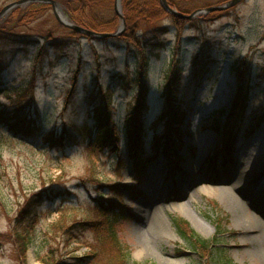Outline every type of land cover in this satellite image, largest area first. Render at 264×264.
<instances>
[{
  "label": "rangeland",
  "instance_id": "rangeland-1",
  "mask_svg": "<svg viewBox=\"0 0 264 264\" xmlns=\"http://www.w3.org/2000/svg\"><path fill=\"white\" fill-rule=\"evenodd\" d=\"M17 1L20 0H0V11ZM57 1L62 3V0ZM222 1L192 0L186 9L221 6L231 0ZM29 5L21 9H31ZM73 6L79 8L78 4ZM32 10L41 12L24 17L17 27L18 33L41 41H44L42 36L47 39L64 37L51 7L37 4ZM110 12L106 10L108 15ZM219 13L194 18L179 37L171 18L160 20L145 30L149 31L147 36H153V28H157L165 41V47L152 55L148 70L150 96L145 120L149 147L146 158L151 156L150 142L154 132H161L164 127L157 121L165 108L166 81L173 60L183 71L181 91L187 103L183 125L186 135L181 151L183 164L174 180L171 165L161 156L137 177L130 161H126L125 170H120L118 154L105 150L91 157L85 148L93 130L87 99L99 86L114 85V119L123 128L140 91L135 82L139 78L141 53L138 49H130L121 42L117 45L85 37L79 42L71 41L60 51L50 50L44 64L34 70V47L16 52L0 43L3 84L0 108L17 110L23 106L44 132L61 134L68 128L76 141L64 149H53L41 140L16 138L0 127V264H32L33 261L43 264L41 258L48 252L51 224L64 214L69 222L85 216L88 210H94L99 193L122 204L117 208L126 219L117 222L113 229L128 251L130 264H205L204 259L187 248L173 224L174 218H183L191 225L185 214L201 232L191 225L195 231L205 239H214L216 248L224 251L232 264H264V166L260 157L264 154V0H244ZM202 51L216 64L214 72L205 77L197 89L189 80L195 68L192 59ZM238 62H245L243 68L251 72L248 120L236 139L229 161L219 156L217 168L213 169L210 157L216 155L224 141L221 133L209 127L223 112L231 109L236 100L238 78L233 66ZM74 84L76 88L67 103ZM21 91L23 95H18ZM87 123L89 128L85 127ZM241 161L262 165L255 169L251 193L240 199L250 218L261 222L259 226L252 225L243 214H237L216 191L221 187L232 191L237 177L250 171L237 167ZM92 165L95 170L88 171ZM96 174L100 184L89 179ZM84 177L86 181L81 179ZM117 183L129 187L120 197H115L109 187ZM134 187L137 189L133 190ZM44 190L63 196L46 199L38 205V217L31 232L33 245L24 262L7 236L26 197ZM253 227L257 231L249 235L247 231ZM78 237V242L73 243V248L77 247L75 251L65 248L63 239L58 238L59 257L67 262L64 264H77L72 257L80 259L90 254L95 243L93 232L84 230L78 232Z\"/></svg>",
  "mask_w": 264,
  "mask_h": 264
},
{
  "label": "trees",
  "instance_id": "trees-1",
  "mask_svg": "<svg viewBox=\"0 0 264 264\" xmlns=\"http://www.w3.org/2000/svg\"><path fill=\"white\" fill-rule=\"evenodd\" d=\"M116 0H62V5L66 8V13L70 20L76 25H81L86 29L93 30L101 33H116L121 26V19L115 13ZM228 0H224V3ZM123 12L126 22V29L120 36L110 38H94L91 39L113 42L114 44L124 43L126 46L136 48L141 53L138 61L139 78L135 81L138 83L140 91L138 92L137 99L134 102V107L129 111L125 120L124 126L121 128L114 119L115 105H114V92L115 87L109 86L104 88L99 86L96 90L92 91L87 99L88 105L91 110L89 113L91 127L93 130L90 134V141L86 145L87 153L92 157L96 152L104 153L105 150L110 151L112 154H118V165L120 170L126 169V161L131 162L135 175L144 173L147 167L155 162L160 156L165 158L168 164L171 165V174L173 176L180 169L183 164L184 157L181 151L184 149V137L186 133L183 131V125L186 118L187 103L184 101V92L181 89L184 87L183 71L179 68L178 62L173 60L170 68V74L167 77V84L165 90V108L162 115L158 118L157 124H164L161 132H154L152 141L150 142L151 156L146 158V150L149 147V134L146 124V116L149 111V96L150 89L148 83V70L152 55L162 50L165 47V41L157 28H153L154 35L147 36L149 31L148 27L154 25L160 20L172 19L176 30H178L177 37L181 31L191 24L193 19H178L169 15L164 10L160 0H122ZM169 4L186 15H191L193 11L199 8H192L190 11L187 5L192 0H168ZM73 4H78L79 8L74 9ZM37 4H31V9L22 10L21 7L17 8L11 15L0 24V43H3L16 52L28 51L30 47H34L36 52L33 58V67L44 64L45 59L49 56L50 50L60 51L69 46L70 42H79L80 39L87 36L78 34L75 31L68 29L64 26L60 28L64 31V37L59 36L53 38L52 36L47 39L41 37L44 41L36 40L27 35L18 33L16 30L24 17H30L40 13V10H32ZM44 8L51 7L48 4H41ZM186 6V7H185ZM52 8V7H51ZM111 10V14H107L106 10ZM194 11V12H195ZM191 12V13H190ZM219 12H213L210 16H216ZM167 34V31H164ZM164 34V35H165ZM87 37V38H89ZM200 52L193 57V64L195 66L194 73L189 80V84L197 85V89L201 86L204 78L212 74L215 70V60L203 55ZM2 54L0 53V56ZM0 66L2 63L0 61ZM245 62L236 63L233 66L234 73L238 78L237 94L235 102L228 113L223 114L215 119V124L209 127L215 132H221L224 143L218 147V152L213 157H210L212 168H217L219 156L224 157V161L228 162L233 149L236 145V139L243 131V127L247 122L248 105L250 101V94L252 91V79L250 78V70L243 68ZM76 78L74 82H76ZM0 80V87H2ZM69 93L67 103L72 97L76 84L72 86ZM24 90V89H22ZM27 92V89L24 90ZM18 95H23V91L17 92ZM17 110H11L8 107L2 106L0 108V127L5 128L16 138L21 140H41L50 145L53 149H64L67 146L75 144V138L70 133L68 128H64L61 134L56 131L44 132L38 121L32 116L30 112L24 110L22 106ZM227 114V116H226ZM226 116V121L221 119ZM86 128L88 127L85 125ZM155 130V129H154ZM89 167L88 171L95 170ZM85 180L87 178H81ZM91 181L101 183L96 175L89 178ZM114 191L115 197H120L129 187L121 183L111 184L109 186ZM134 187L133 190H136ZM62 193L44 190L41 192L33 193L27 196L24 203L20 205L16 216L12 221L11 232L9 239L16 246L18 254L23 257L26 262L28 252L33 245V222L38 217V205L46 199L48 201L60 198ZM97 205L94 210H88L85 216L75 218L69 222L66 214H64L57 222L51 224V233H49V248L46 256L41 258L43 264H64L66 260L59 257V243L58 238H62L65 248H72V251L77 250L73 248V243L78 242V232L84 230L92 231L94 234L95 243L92 244L90 254L79 259V257H72L77 264H130L128 259V251L124 247L119 233L113 226L126 219L119 214L118 206L121 203L116 202L113 198H105L102 193L96 197ZM173 224L176 226L178 235L185 241V245L191 251L193 250L199 255L205 264H232L227 258V254L221 249L216 248L214 239L208 240L199 235L195 229L188 224L183 218H174Z\"/></svg>",
  "mask_w": 264,
  "mask_h": 264
},
{
  "label": "water",
  "instance_id": "water-1",
  "mask_svg": "<svg viewBox=\"0 0 264 264\" xmlns=\"http://www.w3.org/2000/svg\"><path fill=\"white\" fill-rule=\"evenodd\" d=\"M162 3V6L164 10L169 15H172L175 18L181 19H188L191 20L193 18H196L198 16H201V14H211L213 12H221L225 10L232 9L233 7L241 4L244 0H231L225 4H222L221 6H211L209 8H201L200 10H196L195 12L191 13V15H186L182 12H179L177 9H175L173 6H171L168 2V0H160ZM115 13H117L118 17L121 19V26L119 27V30L116 33H101V32H95L93 30H88L81 25H76L73 23L68 15L64 12V7L61 5L62 3L58 2L57 0H20L14 3H11L7 6H5L1 11H0V24L6 20V17L10 15L12 11L15 9L26 6L29 4H48L52 7L54 16L56 17V20L61 26H64L68 29H71L75 31L76 33H80L82 35H85L87 37H94V38H110L120 36L124 30L126 29V22L124 18V12H123V2L122 0H116L115 1Z\"/></svg>",
  "mask_w": 264,
  "mask_h": 264
},
{
  "label": "bare ground",
  "instance_id": "bare-ground-1",
  "mask_svg": "<svg viewBox=\"0 0 264 264\" xmlns=\"http://www.w3.org/2000/svg\"><path fill=\"white\" fill-rule=\"evenodd\" d=\"M208 111L212 112L211 109H209ZM260 157L263 159L262 165L264 166V154L263 155L261 154ZM262 165H260L258 162H250V163L248 162V164L244 163L243 161L239 162L237 166L238 168L245 167L246 169L250 171L244 172L239 177H237V180H236L237 182L236 184H234L232 191H228L224 187L223 188L221 187L220 189L216 190L217 192H219V195L223 198V200L227 202L234 209V211L237 212V214L239 215L243 214L247 218L248 222L256 226H259L261 222L258 220L257 221L254 220V217L250 218V216L248 215L246 206L241 204L240 199L242 196L251 193V189H252L251 181L254 178L255 169L257 167H258L257 169H260ZM166 196L167 195H164V197ZM184 216L191 222V225H193L199 232H201L198 229V227H196V225L190 220L188 215L185 214ZM256 231H257V228L253 227V229L248 230L247 232L249 235H251L253 233H256ZM32 264H37V263L33 261Z\"/></svg>",
  "mask_w": 264,
  "mask_h": 264
}]
</instances>
